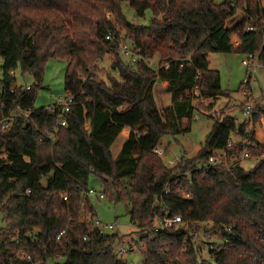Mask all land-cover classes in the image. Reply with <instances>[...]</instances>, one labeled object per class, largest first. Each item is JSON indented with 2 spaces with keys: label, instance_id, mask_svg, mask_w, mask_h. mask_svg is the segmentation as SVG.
<instances>
[{
  "label": "trees",
  "instance_id": "16d2710c",
  "mask_svg": "<svg viewBox=\"0 0 264 264\" xmlns=\"http://www.w3.org/2000/svg\"><path fill=\"white\" fill-rule=\"evenodd\" d=\"M124 4L136 19L148 13V24L129 22ZM236 9L245 19L233 18ZM125 41L138 58L133 67L119 56ZM215 54L254 56L264 71V9L254 0H0V264H127L114 249L122 238L100 233L91 198L81 197L91 175L104 200L125 203L143 264H194L209 227L227 248L204 264H264V144L247 127L253 119L213 121L197 155L181 156L178 168L153 153L164 137L184 132L193 102L228 96L210 68ZM105 55L116 75L106 83L95 72ZM155 58L153 70L146 61ZM49 59L66 62L67 112L57 104L35 108ZM16 72L33 84L19 83ZM158 81L170 96L163 114L152 96ZM125 128L114 158L111 147ZM218 152L226 154L220 164L193 171ZM243 153L260 159L248 171L236 163ZM165 210L181 224L142 236ZM20 251L31 260L18 259Z\"/></svg>",
  "mask_w": 264,
  "mask_h": 264
},
{
  "label": "rangeland",
  "instance_id": "374dc122",
  "mask_svg": "<svg viewBox=\"0 0 264 264\" xmlns=\"http://www.w3.org/2000/svg\"><path fill=\"white\" fill-rule=\"evenodd\" d=\"M122 11L125 18L137 25H147L149 22V14L147 13L144 18L136 19L133 13L129 9L128 5L122 6ZM118 28V27H117ZM231 40V39H230ZM119 45L120 59L130 67L138 60L137 55L130 49L129 42L125 41ZM129 47L128 53H121V47ZM245 56L236 54L229 55H210L208 60L210 68L216 70L219 73L220 88L221 91L228 96L220 98L213 104L209 101L198 99L193 102L194 113L190 120H183L180 124V128L184 131L175 137H164L159 149H165L164 155L159 157L164 165L168 160L172 159V156H184L187 159H193L198 151L202 148L207 135L209 134L213 121L220 120L222 116L232 117L237 120L239 124L248 121V119L242 114L243 108L247 104L253 105V123L247 124V127L253 128L258 132L264 133V117L262 111L264 110V71L261 67H257V72L254 78L249 79V83L246 85V79L251 74V69H247L242 65V60H245ZM113 58L111 55L103 56L102 60L97 63L96 76L98 81L105 82L107 77H116V75L110 72V65ZM148 66L153 70H156L157 59L146 61ZM251 68V66H250ZM66 62L62 59H49L43 68V75L41 81V88L37 92L35 100V108H46L56 103H62L67 95L64 92V78H65ZM19 83L24 85H32V79L25 77L24 81L20 78L19 72L15 73ZM166 83L156 82L152 88V96L154 98L157 110L163 114L164 110L170 106V96L165 92ZM247 89L249 96L243 95V90ZM249 125V126H248ZM235 141V139H232ZM237 141V140H236ZM238 142V141H237ZM120 143V137L116 140V144ZM114 144V146L116 145ZM115 149V147H113ZM3 156L0 155V158ZM260 159L246 158L243 161L237 163L244 170L248 171L253 168L257 161ZM89 189H93L96 192H101V182L95 176L91 175L88 182ZM92 208L95 211L96 219L101 225L112 226L113 229H105L102 233L104 235H117L121 237L123 241L122 246L126 245V238H128V230H132L129 223V216L125 209V203L119 202L115 204L113 201L98 200L95 197L90 199ZM4 227L2 222V216H0V234ZM205 235L200 234L199 237L203 240L197 241V245L206 239H212L214 237L219 238L218 235L212 233L211 228H205ZM213 234V235H212ZM124 236V237H122ZM120 260L127 262V264H143V255L140 251L134 250L131 253H127L122 257H118ZM58 262H62L61 260Z\"/></svg>",
  "mask_w": 264,
  "mask_h": 264
},
{
  "label": "built area",
  "instance_id": "2783aa9c",
  "mask_svg": "<svg viewBox=\"0 0 264 264\" xmlns=\"http://www.w3.org/2000/svg\"><path fill=\"white\" fill-rule=\"evenodd\" d=\"M261 8L264 9V0H254ZM234 19L237 20H243L245 19V14L242 9H236L234 16ZM246 31L248 32H254L255 28L251 25L246 27ZM231 45L233 48H237L240 45V40L238 38V33H233L231 36ZM128 47H121V53H128ZM242 65L247 68L251 69V74H249V77L246 79L245 84L247 85L249 83V79L254 78L256 72H257V67L259 66L257 58L254 56H247L245 60H242ZM251 66V68H250ZM260 67V66H259ZM13 75V73H12ZM243 95L244 96H249V92L247 89L243 90ZM72 99L70 96L67 95V98L62 102V103H56L58 106L63 107V111L67 112L68 111V106L71 104ZM0 107H2V103H0ZM254 108L252 104H247L242 111V114L249 120L253 118V112ZM59 126L65 127L66 122L64 120H61L58 123ZM9 127V124L4 126V129H7ZM234 148L235 143L232 141H228L227 143V148ZM165 149H159L158 147L153 151V153L157 157H162L164 155ZM226 157L225 152H218L216 154H212L208 156L207 161L203 164H198L193 171L197 174H203L208 172L212 167L220 164V160L224 159ZM247 155L243 153L240 158L237 160L236 163L245 160ZM181 163V156L176 157L172 156L171 160H168L167 163H165V166L168 169H174L178 168ZM167 190L164 192V194H167ZM81 197L84 198H92L95 197L98 200H104V196L101 192H96L93 189H87L86 191L81 193ZM182 218L180 215L177 214H172L169 210H165L162 214V217L158 220V222L155 224V226L151 229H148L146 232L143 233L142 236L148 235L149 238L152 236L156 235L159 232H162L166 229H169L173 226H176L178 224H181ZM95 226L98 229L100 233H102L105 229L111 230L113 229L112 226H105L101 225L99 221H95ZM132 229L136 231L137 234V228L135 226H132ZM132 236L130 235L128 238H126V245L122 246V242L117 243L115 246V254L117 257H122L123 255L127 253H131L134 250H136V246L140 247L141 249H144L143 246L140 244L139 240L140 237L139 235L131 238ZM221 238H216L214 237L213 240L206 239L205 241L201 242L200 245H198V252L199 255L196 256L194 259V264H204L207 261H211L218 253H223L226 251L227 244L226 243H221L220 242ZM11 241L13 242H18V237H12ZM123 241V240H122ZM16 257L22 261L29 262L30 256H28L24 251H20L16 253Z\"/></svg>",
  "mask_w": 264,
  "mask_h": 264
},
{
  "label": "crops",
  "instance_id": "0c3cea01",
  "mask_svg": "<svg viewBox=\"0 0 264 264\" xmlns=\"http://www.w3.org/2000/svg\"><path fill=\"white\" fill-rule=\"evenodd\" d=\"M248 121H252V119H249ZM252 132L254 133L255 141L257 143H259V144H264V133L258 132L256 129L253 130ZM129 133H130V130L128 128H125L121 132V134L118 136V138L120 137V143L116 144V142H115L114 144H116V145L114 146V144H113V146L111 147V155H112V157L115 158L118 155V153L120 152L124 142L127 140L128 136H129ZM113 147H115V149H113ZM238 166H240V165H238ZM127 234H128L127 237H129L131 235L132 236L131 238L137 236L136 231L134 229L128 230ZM122 237H124V236H122Z\"/></svg>",
  "mask_w": 264,
  "mask_h": 264
}]
</instances>
